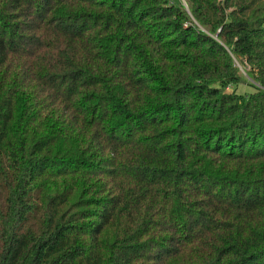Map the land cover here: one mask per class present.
Wrapping results in <instances>:
<instances>
[{"label": "trees", "instance_id": "1", "mask_svg": "<svg viewBox=\"0 0 264 264\" xmlns=\"http://www.w3.org/2000/svg\"><path fill=\"white\" fill-rule=\"evenodd\" d=\"M183 2L0 0V264H264V0Z\"/></svg>", "mask_w": 264, "mask_h": 264}, {"label": "rangeland", "instance_id": "2", "mask_svg": "<svg viewBox=\"0 0 264 264\" xmlns=\"http://www.w3.org/2000/svg\"><path fill=\"white\" fill-rule=\"evenodd\" d=\"M180 1H181V3H182V4H184L183 0H180ZM235 65H236V66H238V67H239V68H238V69H239V71H240V72H242V70H241L242 68H240V66H239V65H237V63H235ZM242 74H243V72H242ZM237 90H238V91H241V90H242V87H241V86H239V87L237 88Z\"/></svg>", "mask_w": 264, "mask_h": 264}]
</instances>
